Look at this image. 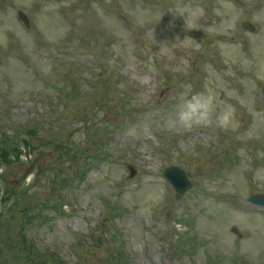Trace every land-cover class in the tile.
<instances>
[{
  "label": "rangeland",
  "instance_id": "1",
  "mask_svg": "<svg viewBox=\"0 0 264 264\" xmlns=\"http://www.w3.org/2000/svg\"><path fill=\"white\" fill-rule=\"evenodd\" d=\"M135 5L139 9L143 8L145 4H151V0H134ZM130 10V8H129ZM139 13H135L133 16L138 17ZM100 26L104 25L103 20L97 21ZM45 27L49 29L50 27H56L54 23L45 22ZM64 47L61 46V50ZM1 72V69H0ZM6 82L3 84L5 85ZM30 87L27 85L25 80H17L15 81V87L11 91L13 100L15 102L21 101V91L22 90H28ZM5 93L4 91L2 94ZM3 106L0 104V109ZM109 117V121H117L118 123L122 122L120 119H116L113 117ZM170 117L174 118L176 115L172 113ZM227 140L231 141L234 138L233 133H227ZM126 143V140L121 137L119 140L115 141L113 143L114 146L117 145H124ZM225 154V160H228L229 157H233L234 153L232 150V144L226 145V150L224 151ZM119 171L117 169V164H97V168L91 170L86 175V181L90 184L94 185V188L91 192H86L83 194L76 195L78 204L80 207H78V215H82L90 220L96 221V216L98 214V206L97 203L94 201L93 196H96L98 193H111L113 192L112 186L114 183H116L118 180L116 178L115 172ZM66 172V170H65ZM150 184H146L145 188L143 190L139 191H132L131 196L133 198H138L139 200L143 199V194L147 186ZM82 188H86V185L81 186ZM42 190L39 189V194H42ZM122 193V192H120ZM123 202L129 207V212L125 216L122 217L120 220V226L124 232V234L127 237V241L129 244V249L132 253L136 255V259L138 261V264H155V260L157 259V249L154 246V240L157 238V233L154 230H148L145 232H141L140 229L145 225H151L149 220L145 219V214H143L141 204L135 205V203L128 198H124ZM94 206H93V205ZM202 206L204 207L205 211L210 210L211 207L209 204L202 203ZM57 221H53L47 226L46 228H42L40 226H35L30 231V236H32L36 242V245L38 246V249L42 251L51 250L56 251L60 253L61 255H64L65 257L70 258V240L65 234V231L58 225H56ZM92 225V223H89L83 219H76L74 218L68 225L70 232H78L79 234H85L86 226ZM153 227V226H152ZM151 227V228H152ZM264 231V227H262ZM136 231V232H134ZM242 232H247L241 229ZM134 232V233H133ZM251 234V229L247 232ZM142 240H144L145 243H147L146 247L143 245ZM212 242H210L211 244ZM62 249V251L60 250ZM202 250H205L203 248ZM212 254H216L213 251H210ZM225 257L227 253L233 254V260H230L227 264H264V240L263 241H257L254 243L253 240H251V247L245 248L243 246L236 247V246H230L225 249ZM141 254L143 256L141 257ZM199 261L202 264H205L201 259Z\"/></svg>",
  "mask_w": 264,
  "mask_h": 264
},
{
  "label": "clouds",
  "instance_id": "2",
  "mask_svg": "<svg viewBox=\"0 0 264 264\" xmlns=\"http://www.w3.org/2000/svg\"><path fill=\"white\" fill-rule=\"evenodd\" d=\"M174 123L185 129L209 126L213 123L217 127L228 129L234 126V113L231 108L217 111V105L211 94L192 95L183 98L177 106Z\"/></svg>",
  "mask_w": 264,
  "mask_h": 264
}]
</instances>
